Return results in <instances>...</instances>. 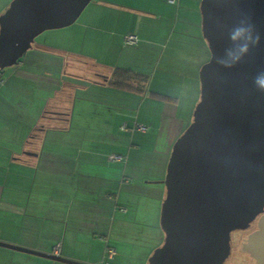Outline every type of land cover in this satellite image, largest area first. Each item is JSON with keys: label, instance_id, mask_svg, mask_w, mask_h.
<instances>
[{"label": "crops", "instance_id": "crops-1", "mask_svg": "<svg viewBox=\"0 0 264 264\" xmlns=\"http://www.w3.org/2000/svg\"><path fill=\"white\" fill-rule=\"evenodd\" d=\"M10 1L0 0V14ZM199 3L93 0L71 25L37 35L4 72L0 241L48 254L59 243V256L86 264H99L109 246L106 264H131L117 251L132 254L140 229L162 239L164 186L149 182L163 179L199 99L209 58ZM127 34L135 46L123 44ZM116 68L146 75L144 92L111 84ZM112 153L124 161L109 162ZM0 264L66 263L0 247Z\"/></svg>", "mask_w": 264, "mask_h": 264}, {"label": "water", "instance_id": "water-1", "mask_svg": "<svg viewBox=\"0 0 264 264\" xmlns=\"http://www.w3.org/2000/svg\"><path fill=\"white\" fill-rule=\"evenodd\" d=\"M91 1L11 0L0 14V70L15 65L40 33L74 23ZM199 11L209 58L199 69V99L171 146L164 177L149 182L164 186L163 240L146 264H223L230 234L256 218L242 250L264 264V89L255 83L264 75V0H200ZM235 29L242 31L232 41ZM0 247L86 264L2 241Z\"/></svg>", "mask_w": 264, "mask_h": 264}, {"label": "rangeland", "instance_id": "rangeland-1", "mask_svg": "<svg viewBox=\"0 0 264 264\" xmlns=\"http://www.w3.org/2000/svg\"><path fill=\"white\" fill-rule=\"evenodd\" d=\"M22 58H23V56L19 60H22ZM84 66L92 69V71H95L94 68L89 63H86ZM8 68L9 67L4 68L0 71V77L2 80H4L3 75H4L5 71L7 72ZM160 206H161V204H160ZM140 231L141 232L143 231V235H142L143 237L141 239H139L140 242H137L136 245H138L139 247L136 246L132 254H131V252H129L128 254L123 253V252H119L120 249L117 251V254L120 256V258L123 259V261H125V262L129 261V263H131V264H133V263L141 264L144 261L146 264L147 259L150 256V254L152 253V251L156 247L161 245L162 240H163V236H162V239L160 238L161 236H159L160 234L158 236L157 235L155 236V232L153 229L143 228V230L140 229ZM236 237H237V235L234 233V235H233L234 239H233V243H232V252H231L230 257L225 261L224 264H238L237 263L238 260H242V259H244V257H247V255L242 253L241 250L239 249V245L237 244L238 241L236 240ZM122 247H125V245ZM104 264H106V261H104Z\"/></svg>", "mask_w": 264, "mask_h": 264}, {"label": "built area", "instance_id": "built-area-1", "mask_svg": "<svg viewBox=\"0 0 264 264\" xmlns=\"http://www.w3.org/2000/svg\"><path fill=\"white\" fill-rule=\"evenodd\" d=\"M166 2L168 3H174L176 0H165ZM138 42V39H137V36L136 35H133V34H127L123 37V44L124 45H127V46H135ZM2 82V79L0 77V83ZM127 127H126V124L125 123H122L121 126H120V129L121 130H125ZM132 129L133 130H138V131H146V126L141 124V123H137V122H134L133 126H132ZM124 157L120 154H116V153H112V154H109L107 156V160L109 162H112V163H117V162H122L124 161ZM117 210L121 211V212H125V208L121 207V206H118L117 207ZM59 248H60V244H55L52 248V254L54 255H58L59 253ZM114 255V250L107 246L104 248V251H103V256H102V260L100 261L99 264H102L104 261L106 260H110Z\"/></svg>", "mask_w": 264, "mask_h": 264}, {"label": "trees", "instance_id": "trees-1", "mask_svg": "<svg viewBox=\"0 0 264 264\" xmlns=\"http://www.w3.org/2000/svg\"><path fill=\"white\" fill-rule=\"evenodd\" d=\"M109 82L122 89H134L143 93L147 85V76L131 70L116 68L110 75Z\"/></svg>", "mask_w": 264, "mask_h": 264}, {"label": "flooded vegetation", "instance_id": "flooded-vegetation-1", "mask_svg": "<svg viewBox=\"0 0 264 264\" xmlns=\"http://www.w3.org/2000/svg\"><path fill=\"white\" fill-rule=\"evenodd\" d=\"M256 220H257V218L249 225V227L247 229L233 231L230 234V242H229L230 243V253H229L227 259L230 257L231 252H232V243H233V239H234L233 235L235 233L237 235L236 240L238 241L237 244L239 245V249L241 250L242 253L247 255V257H244V259L238 260L237 263L238 264H253L254 260L249 256L248 253H246L245 251L242 250V243L246 239L247 235L256 229ZM225 261H224V263H225Z\"/></svg>", "mask_w": 264, "mask_h": 264}, {"label": "clouds", "instance_id": "clouds-1", "mask_svg": "<svg viewBox=\"0 0 264 264\" xmlns=\"http://www.w3.org/2000/svg\"><path fill=\"white\" fill-rule=\"evenodd\" d=\"M242 29H235L232 33H230V36L229 38L232 40V41H235L238 36L240 35ZM259 42V36L257 35L254 39V43H258ZM242 53H247L248 51V47L247 45L243 46L242 49H241ZM239 59V58H238ZM225 67H231L232 65L231 64H225L224 65ZM255 83L261 88V89H264V75L262 74H258L257 77H256V80H255Z\"/></svg>", "mask_w": 264, "mask_h": 264}]
</instances>
